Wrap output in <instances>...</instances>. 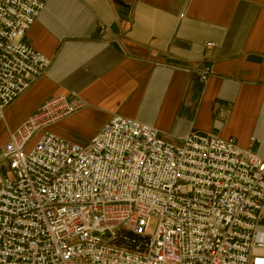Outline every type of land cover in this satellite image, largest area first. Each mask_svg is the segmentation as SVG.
I'll return each instance as SVG.
<instances>
[{"label": "built area", "instance_id": "2783aa9c", "mask_svg": "<svg viewBox=\"0 0 264 264\" xmlns=\"http://www.w3.org/2000/svg\"><path fill=\"white\" fill-rule=\"evenodd\" d=\"M48 1L0 0V123L52 64L26 42ZM82 107L49 98L9 133L0 264H264L262 156L200 132L168 143L121 116L84 145L50 131Z\"/></svg>", "mask_w": 264, "mask_h": 264}, {"label": "crops", "instance_id": "0c3cea01", "mask_svg": "<svg viewBox=\"0 0 264 264\" xmlns=\"http://www.w3.org/2000/svg\"><path fill=\"white\" fill-rule=\"evenodd\" d=\"M26 42L52 64L7 109L0 152L45 101L75 94L82 109L50 128L65 140L121 116L168 143L200 132L264 158V0H49Z\"/></svg>", "mask_w": 264, "mask_h": 264}, {"label": "rangeland", "instance_id": "374dc122", "mask_svg": "<svg viewBox=\"0 0 264 264\" xmlns=\"http://www.w3.org/2000/svg\"><path fill=\"white\" fill-rule=\"evenodd\" d=\"M5 172L7 173V169H5ZM155 227H156V224L153 223L152 226H151V231H154L155 230Z\"/></svg>", "mask_w": 264, "mask_h": 264}]
</instances>
